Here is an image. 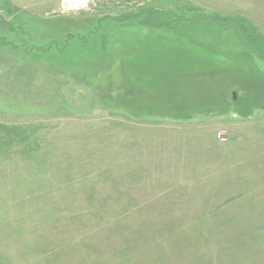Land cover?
Here are the masks:
<instances>
[{"label": "rangeland", "instance_id": "obj_1", "mask_svg": "<svg viewBox=\"0 0 264 264\" xmlns=\"http://www.w3.org/2000/svg\"><path fill=\"white\" fill-rule=\"evenodd\" d=\"M5 1L0 264H264V0Z\"/></svg>", "mask_w": 264, "mask_h": 264}, {"label": "trees", "instance_id": "obj_2", "mask_svg": "<svg viewBox=\"0 0 264 264\" xmlns=\"http://www.w3.org/2000/svg\"><path fill=\"white\" fill-rule=\"evenodd\" d=\"M204 15L207 16L204 18H206L208 20L210 19V22L213 21L212 23L214 25L223 26V27L227 26L226 22H228V21H232V22L237 21V19L233 16H223V15L219 14L218 12L209 13V14L207 12H205ZM203 23L206 24L207 22L204 21ZM234 26H236V25L234 24ZM236 28H237V26H236Z\"/></svg>", "mask_w": 264, "mask_h": 264}, {"label": "crops", "instance_id": "obj_3", "mask_svg": "<svg viewBox=\"0 0 264 264\" xmlns=\"http://www.w3.org/2000/svg\"><path fill=\"white\" fill-rule=\"evenodd\" d=\"M4 9H8V7L6 6V1L4 0L3 4L0 3V19L2 20V26H1V30H6V24L11 20V16H6L3 12ZM237 14V13H236Z\"/></svg>", "mask_w": 264, "mask_h": 264}, {"label": "built area", "instance_id": "obj_4", "mask_svg": "<svg viewBox=\"0 0 264 264\" xmlns=\"http://www.w3.org/2000/svg\"><path fill=\"white\" fill-rule=\"evenodd\" d=\"M67 1H71V3L75 4V6H76V5L82 4V3H78V2L83 1V0H64L65 3H67ZM82 5H84V4H82Z\"/></svg>", "mask_w": 264, "mask_h": 264}, {"label": "bare ground", "instance_id": "obj_5", "mask_svg": "<svg viewBox=\"0 0 264 264\" xmlns=\"http://www.w3.org/2000/svg\"><path fill=\"white\" fill-rule=\"evenodd\" d=\"M65 2H66V1H65ZM67 2H68V1H67ZM78 3H82V4L85 5V4L87 3V0L79 1ZM74 5H75V4H73V3H70V4H69L70 7H74Z\"/></svg>", "mask_w": 264, "mask_h": 264}]
</instances>
